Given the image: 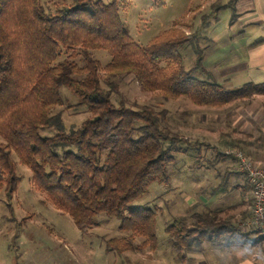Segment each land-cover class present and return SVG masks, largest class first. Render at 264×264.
Segmentation results:
<instances>
[{"label":"trees","instance_id":"trees-1","mask_svg":"<svg viewBox=\"0 0 264 264\" xmlns=\"http://www.w3.org/2000/svg\"><path fill=\"white\" fill-rule=\"evenodd\" d=\"M190 37L169 28L138 44L120 18L118 0H70L50 13L40 0H0V188L6 196L19 181L15 154L30 169L34 188L77 228L91 226L99 214L116 217L120 230L143 238L135 247L155 248L153 214L130 204L151 183H168V167L183 144H201L161 126V112L148 105L114 102L113 77L131 74L146 91L211 108L264 95V81L225 88L211 72L193 76L178 51ZM75 49L83 53L82 64L59 59ZM100 49L110 56L104 65L89 53ZM62 86L91 114L68 130L51 114L64 102ZM52 125L58 130L42 134ZM165 230L171 246L186 251L240 232L217 208L193 212L189 220L174 218ZM106 245L118 252L134 248L124 238H110Z\"/></svg>","mask_w":264,"mask_h":264},{"label":"rangeland","instance_id":"rangeland-1","mask_svg":"<svg viewBox=\"0 0 264 264\" xmlns=\"http://www.w3.org/2000/svg\"><path fill=\"white\" fill-rule=\"evenodd\" d=\"M247 1L118 0V11L129 35L141 45L169 28L190 34L188 44L178 47L183 67L197 78L211 72L223 87L235 88L247 81H264V22L243 11ZM40 2L44 11L50 13L56 7L67 6L70 0ZM89 53L101 65L110 59L105 50ZM71 54L63 52L59 59L83 63L82 51L75 49ZM100 74L106 86L104 72ZM113 79L118 85L112 94L114 102L133 107L148 105L161 112V126L189 142L201 144H183L182 151L175 154L168 167V183H151L147 192L130 204L153 214L156 247H135L143 238L120 230V220L104 214L96 215L91 226L77 228L67 214L34 188L30 169L12 154L19 181L10 198L0 188V264L263 263L264 244L258 249L249 243L233 247L236 244L228 245L230 240L220 237L191 251L177 250L171 246L165 228L174 218L189 220L193 212L207 211L217 203L220 217L232 218L238 228L239 222L250 216L252 201L245 194L251 189L250 183L225 151L240 150L264 167V161L255 162L248 148L252 138L264 140V95L211 108L195 105L186 97L165 99L157 91H146L131 74ZM60 94L64 102L51 114L66 130L91 116L84 106L77 104L76 95L67 87L62 86ZM57 130L52 125L42 130V134L51 135ZM260 147L264 150V141ZM259 149L255 150L257 155ZM240 210L244 216H236ZM239 230L249 233L250 239L264 240L257 231ZM110 238L129 239L134 248L122 252L109 250L106 241Z\"/></svg>","mask_w":264,"mask_h":264},{"label":"built area","instance_id":"built-area-1","mask_svg":"<svg viewBox=\"0 0 264 264\" xmlns=\"http://www.w3.org/2000/svg\"><path fill=\"white\" fill-rule=\"evenodd\" d=\"M225 154L235 159L238 171L246 176L251 186L250 216L239 222V228L257 231L264 237V167L253 163L240 150L228 149Z\"/></svg>","mask_w":264,"mask_h":264},{"label":"crops","instance_id":"crops-1","mask_svg":"<svg viewBox=\"0 0 264 264\" xmlns=\"http://www.w3.org/2000/svg\"><path fill=\"white\" fill-rule=\"evenodd\" d=\"M246 4L244 6L245 8L243 9V11L251 12L252 14H250V15L252 16V18H255L256 21H261V22L263 21L264 22V0H248ZM258 140H259L258 138H254V139L252 138V140H249V142H248L249 147L248 148L251 150L250 154L252 156H254V158L256 160L255 162H257V161L263 162L264 161V157H263L264 156V150H262V147H260V146H262L264 140L261 139V140H259L260 142ZM258 148H260L259 149L260 155H257L255 153V150H257ZM256 156H258V157H256ZM245 194H246L247 199H249V201H251L249 189L246 190ZM250 204H251V202H250ZM218 206H219V203L214 204L209 209H216V208H218ZM248 207H249L248 209H250V205H248ZM236 216H244V211L243 210L238 211L236 213ZM225 219L229 220V222H231L234 226H236V224H235L236 222L233 221L232 218L229 219V218L225 217ZM246 234L242 233V232H236L234 237H230V238L227 237L228 240H230V243L228 245L236 244L233 247H239L242 244L245 245V243H249V244H251V247L253 249L254 248L258 249V248H261L262 244H264V240L260 239L259 237L254 238V239H250L248 237L249 233H246ZM245 239H247V240H245ZM262 261H263V263H259V264H264V256L262 258Z\"/></svg>","mask_w":264,"mask_h":264}]
</instances>
